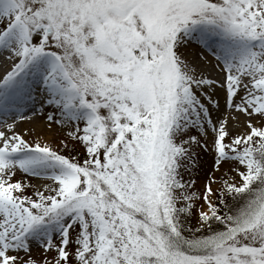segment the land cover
<instances>
[{
  "label": "snow or ice",
  "instance_id": "6c2138e0",
  "mask_svg": "<svg viewBox=\"0 0 264 264\" xmlns=\"http://www.w3.org/2000/svg\"><path fill=\"white\" fill-rule=\"evenodd\" d=\"M0 264H264V0H0Z\"/></svg>",
  "mask_w": 264,
  "mask_h": 264
},
{
  "label": "bare ground",
  "instance_id": "6f19581e",
  "mask_svg": "<svg viewBox=\"0 0 264 264\" xmlns=\"http://www.w3.org/2000/svg\"><path fill=\"white\" fill-rule=\"evenodd\" d=\"M209 60H211L210 57H209ZM42 122H43V120L41 121V116H37V117L32 118L31 120L26 119L23 122H19L18 126H19V128L31 127L33 124L42 123ZM53 127L55 129L54 132H52V133H46L50 137L56 136V134L58 132V128L56 126H53Z\"/></svg>",
  "mask_w": 264,
  "mask_h": 264
},
{
  "label": "rangeland",
  "instance_id": "374dc122",
  "mask_svg": "<svg viewBox=\"0 0 264 264\" xmlns=\"http://www.w3.org/2000/svg\"><path fill=\"white\" fill-rule=\"evenodd\" d=\"M209 57L211 58V55H209ZM208 71H209V73H213L214 74L215 70L213 69V67L211 65H209L208 66ZM39 116H41V121L44 120V117L42 115H39ZM56 127L58 128V132H57L56 135H60L61 134V130L59 129L58 126H56ZM53 142H55V140H53ZM204 160H205V163L202 165V168H208L210 170V164L208 162V158L204 157ZM197 188L199 189V184H197Z\"/></svg>",
  "mask_w": 264,
  "mask_h": 264
}]
</instances>
